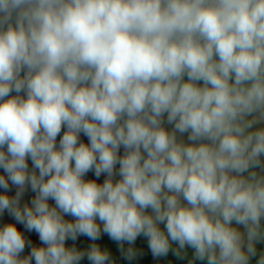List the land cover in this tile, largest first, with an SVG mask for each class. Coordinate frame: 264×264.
<instances>
[{
    "label": "clouds",
    "instance_id": "1",
    "mask_svg": "<svg viewBox=\"0 0 264 264\" xmlns=\"http://www.w3.org/2000/svg\"><path fill=\"white\" fill-rule=\"evenodd\" d=\"M140 237L264 264V0H0V264Z\"/></svg>",
    "mask_w": 264,
    "mask_h": 264
},
{
    "label": "crops",
    "instance_id": "2",
    "mask_svg": "<svg viewBox=\"0 0 264 264\" xmlns=\"http://www.w3.org/2000/svg\"><path fill=\"white\" fill-rule=\"evenodd\" d=\"M62 135V133H61ZM82 139H84L86 141V137H81ZM59 140V137H58ZM89 177L94 178L92 173L88 174ZM103 177H101V181H102ZM14 195V190L13 193ZM34 196V193H31L30 191L25 193V196L23 199L27 200L29 197ZM81 239H86V238H81ZM103 239L107 240L108 238L106 236L103 237ZM114 243V242H112ZM137 245L138 247H140L143 250V254L139 255L135 260L133 261H128L126 260L123 256H121L119 254V252L117 251V264H187V260L189 258H191L192 255V250L188 249V256L184 257V258H178L175 255H173V253L170 251L168 256L166 257H161V258H154L151 255L150 250L147 248V240L146 238L140 237L137 240ZM258 248H264V244H260L258 245ZM196 264H204V262H200L197 261ZM254 264V262H253Z\"/></svg>",
    "mask_w": 264,
    "mask_h": 264
}]
</instances>
